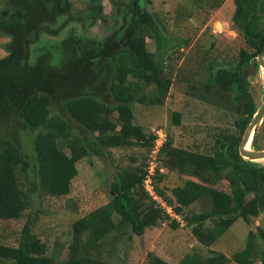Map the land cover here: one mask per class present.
Listing matches in <instances>:
<instances>
[{
  "label": "trees",
  "instance_id": "1",
  "mask_svg": "<svg viewBox=\"0 0 264 264\" xmlns=\"http://www.w3.org/2000/svg\"><path fill=\"white\" fill-rule=\"evenodd\" d=\"M84 1V14L77 12L74 0L0 3V36L11 38L5 44L8 54L0 57V221L28 219L17 246L0 240V264H115L101 255L107 238L116 244L125 235H143L170 219L172 228L189 229L212 252L207 257L187 254L182 264H264V230L260 223L253 229L264 213V167L239 151L259 108L243 73L264 51V0H234L233 28L244 42L237 63H211L207 82L187 81V95L212 104L219 97L220 104L237 113L238 129L218 133L210 153L176 146L167 134L158 153L155 191L184 223L145 188L157 134L137 122L136 106L164 104L175 69L165 66L164 54L191 41L173 36L158 13L149 10L150 1L110 0V14L103 12V0ZM225 1L191 0V5L212 10ZM177 11L178 20L194 15L192 7ZM98 24L100 31H94ZM150 38L157 43L158 56L148 47ZM182 121L181 111L172 112L173 124ZM24 133L30 135L28 153ZM258 135L256 128L252 145L263 149ZM132 146L146 152L140 165L118 174L106 189V203L73 220L68 254L56 259L31 225L35 193L66 196L81 159ZM170 172L188 178L169 189ZM196 202L205 208L186 212ZM240 218L250 226L246 247L232 256L211 249ZM258 236L263 241L259 252ZM148 262L172 264L153 252Z\"/></svg>",
  "mask_w": 264,
  "mask_h": 264
},
{
  "label": "rangeland",
  "instance_id": "2",
  "mask_svg": "<svg viewBox=\"0 0 264 264\" xmlns=\"http://www.w3.org/2000/svg\"><path fill=\"white\" fill-rule=\"evenodd\" d=\"M148 1H150L149 10L158 13L169 32L173 36L190 39L191 44L190 46L173 47L175 49H169L164 54L165 66L175 65L172 87L163 105H137L136 120L149 131L156 133L163 129L168 135L172 134L175 139L173 144L176 146L210 153L218 133H234L238 129L236 126L238 114L225 108L224 104H220L222 99L219 97L215 98L212 104L187 95L186 89L189 87L187 81L201 84L207 82L211 63L217 66L237 63L238 53L244 42L240 33L233 28L235 2L226 0L220 8L207 10L193 7L191 0ZM74 2L78 13L88 12L85 8L86 1L74 0ZM182 6L192 7L194 15L186 20H178L177 10ZM112 10L111 1L103 0V11L110 14ZM99 22L101 23V20ZM99 24L93 28L94 31H100ZM10 40V37L0 36V57L8 54L5 44ZM148 47L158 56L155 40L148 39ZM245 74L248 75V71ZM249 82L251 93L260 106L264 101V68L260 67L252 74ZM153 91L154 86L146 89L149 95ZM174 111L182 112L181 125L173 124L172 112ZM263 126L264 118L257 127L258 141L264 149ZM29 136L27 133L21 136L27 153L31 150ZM249 147L254 148L252 143ZM62 148L70 153L64 144ZM145 153L140 147L132 146L114 149L113 155L105 153L101 157L97 155L85 157L77 163L78 175L72 182L70 194L53 197L40 192L35 193L33 206L29 212L33 219L31 225L34 226L38 235L49 243L56 259L64 258L68 254L73 220L80 213H86L106 203L110 198L109 191L106 189L109 188L111 182L116 180L118 174L124 169L139 166ZM147 155L149 156L148 152ZM137 157L140 158L139 161H134ZM253 162L264 167V159L253 160ZM33 164L34 162H32V168ZM187 178L188 176L170 172L166 184L171 189L183 184ZM204 208L205 205L202 202H196L186 212L193 210L200 212ZM173 215L172 218L176 217V214L173 213ZM178 219L184 223L181 217ZM170 220L160 226L147 229L143 235L133 234L131 237L125 235L116 244L107 238L102 246L101 255L115 264H149L148 256L153 252L172 264H182V259L187 254L199 253L205 257L212 254L210 247L199 242L189 229H174L169 225ZM27 222L28 219L15 222L0 221V240L17 246L18 237ZM209 223L207 225H210ZM259 223V220L255 219L254 230H257ZM210 226L212 227L213 223ZM249 232L250 226L240 218L211 245V249L232 256L246 247ZM257 241L256 251L259 252L263 241L259 236ZM257 263L259 264L260 260Z\"/></svg>",
  "mask_w": 264,
  "mask_h": 264
},
{
  "label": "water",
  "instance_id": "3",
  "mask_svg": "<svg viewBox=\"0 0 264 264\" xmlns=\"http://www.w3.org/2000/svg\"><path fill=\"white\" fill-rule=\"evenodd\" d=\"M260 67L264 68V51L258 55L257 63L249 66L244 71L243 75L245 76L246 75L245 72L248 71V75L246 77H247V80L249 81V77L252 74H254ZM263 118H264V101L259 106L257 112L255 113L253 117V120L251 121L246 131L244 132V136L239 146V151H240L241 156L251 162H253V160L264 159V149H255L252 147L251 149L247 148L248 143L249 142L252 143L253 141L254 135L252 137V133L254 132L255 134V130L258 127V125L262 122ZM260 225L264 230V213L261 217Z\"/></svg>",
  "mask_w": 264,
  "mask_h": 264
},
{
  "label": "built area",
  "instance_id": "4",
  "mask_svg": "<svg viewBox=\"0 0 264 264\" xmlns=\"http://www.w3.org/2000/svg\"><path fill=\"white\" fill-rule=\"evenodd\" d=\"M157 137L155 139L154 146L150 152V160L148 163V174L145 179V188L150 192L152 197L157 200L158 203L162 204L163 207L166 208V210L172 215H173V208L169 206L166 202H163L162 198L158 196V194L155 191L154 183H153V175L158 167V153L163 146L164 142L167 139V133L163 130L160 129L159 131H156ZM176 214V213H174ZM176 218H179L177 214L175 215Z\"/></svg>",
  "mask_w": 264,
  "mask_h": 264
},
{
  "label": "bare ground",
  "instance_id": "5",
  "mask_svg": "<svg viewBox=\"0 0 264 264\" xmlns=\"http://www.w3.org/2000/svg\"><path fill=\"white\" fill-rule=\"evenodd\" d=\"M219 26H221V24H220ZM262 72H263V71H262ZM253 135H254V132L252 133V137H253ZM249 146H251V142H249L248 145H247V148H248V149H251V147H249Z\"/></svg>",
  "mask_w": 264,
  "mask_h": 264
},
{
  "label": "flooded vegetation",
  "instance_id": "6",
  "mask_svg": "<svg viewBox=\"0 0 264 264\" xmlns=\"http://www.w3.org/2000/svg\"><path fill=\"white\" fill-rule=\"evenodd\" d=\"M104 12V11H103ZM105 13V12H104ZM106 14V13H105ZM102 21V20H101ZM254 65V64H253ZM251 66V65H250ZM254 139V138H253Z\"/></svg>",
  "mask_w": 264,
  "mask_h": 264
}]
</instances>
